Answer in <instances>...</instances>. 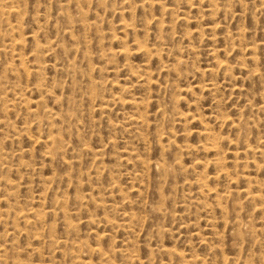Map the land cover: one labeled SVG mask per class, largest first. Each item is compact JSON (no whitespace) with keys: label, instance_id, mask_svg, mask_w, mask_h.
I'll list each match as a JSON object with an SVG mask.
<instances>
[{"label":"rangeland","instance_id":"rangeland-1","mask_svg":"<svg viewBox=\"0 0 264 264\" xmlns=\"http://www.w3.org/2000/svg\"><path fill=\"white\" fill-rule=\"evenodd\" d=\"M0 264H264V0H0Z\"/></svg>","mask_w":264,"mask_h":264}]
</instances>
